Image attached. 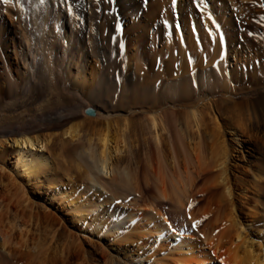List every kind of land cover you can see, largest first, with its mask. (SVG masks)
<instances>
[{
	"label": "rangeland",
	"instance_id": "rangeland-1",
	"mask_svg": "<svg viewBox=\"0 0 264 264\" xmlns=\"http://www.w3.org/2000/svg\"><path fill=\"white\" fill-rule=\"evenodd\" d=\"M182 1L148 0L145 4L144 0H115L110 4L108 0H102L96 5L95 0H75L74 15L69 16L63 6H57L59 0H45L38 10L40 17L57 12L77 22L79 33L70 52L87 59L81 86L75 83V69L72 74L65 71L64 56L60 53H54L55 68L51 75L40 74L37 81L29 80L22 61L20 33L23 29L33 30L31 0H14L9 5L0 2V136L61 134L68 124L81 128L82 139L79 142L53 137L52 175L42 180L44 184L39 191L34 186L26 187L37 207L32 213L23 209L21 214L26 220L33 215L29 230L32 236L35 234L33 238L38 237L36 239L41 245L50 246L54 252L60 251L71 233L87 246L100 239L86 226L90 218L79 222L74 208L52 199L54 182L59 190L73 185L78 194L96 201L101 206L98 217L106 222L115 212L124 213L131 204H142L152 198L153 187L144 182L140 186V198L124 192L119 173L128 166H138L139 172H143L150 144L140 127L146 115L154 109L168 113L182 109L181 104L173 106L170 103L169 95L172 93L169 92L172 91H165L163 85L167 79L182 81L193 102L204 97L201 108L212 106L213 112L229 128L233 121L243 119L241 115L247 103L254 104L264 96V20H261L264 17V7L261 6L264 0H258L262 14L252 21L245 17L252 0H204L209 4L208 8H204L202 3L197 8L199 0ZM209 13L216 24L209 18ZM76 15L81 17L80 21L75 19ZM118 25H123L122 33L117 31ZM205 29H209L211 36L205 35ZM254 34L260 39H254ZM38 39L34 40L35 48L39 46ZM219 69L222 74L218 73ZM203 70L209 71V81L201 82L200 75H197ZM223 85L231 90H224ZM232 96L238 107L230 109L228 106V109L226 103ZM89 107L108 117L90 119L84 116L83 112ZM59 118L61 121L57 123ZM105 119H108L113 135L123 137L121 154L114 157V166L119 172L114 181L104 183V190L88 191L81 175L85 168L78 154L86 138L108 124ZM251 124V133L254 131L252 135H256V141L252 135L251 139L250 136L242 137V148L235 158V177L240 176L242 180L251 179L252 172L264 168V121H251ZM229 140L237 147L232 137L229 136ZM204 180L206 178L199 182L200 190L190 208L191 216L211 202V196L203 186ZM4 182L7 184V179ZM3 189L0 187L1 194L5 192ZM249 195L253 196L252 193ZM159 210L183 235L203 232L213 219L212 214H206L201 223L193 227L190 215L185 218L172 204L161 203ZM254 226L264 230L260 221H256ZM110 240H114L115 248H127L120 239H110L108 235L101 238L107 244ZM0 257L3 258L2 254ZM120 264L127 263L121 260Z\"/></svg>",
	"mask_w": 264,
	"mask_h": 264
},
{
	"label": "bare ground",
	"instance_id": "bare-ground-1",
	"mask_svg": "<svg viewBox=\"0 0 264 264\" xmlns=\"http://www.w3.org/2000/svg\"><path fill=\"white\" fill-rule=\"evenodd\" d=\"M31 4L33 30L23 29L20 33L25 75L30 81H37L40 74L51 75L55 68L54 53H60L64 56L65 71L72 74L75 69V83L81 86L87 59L70 52L79 33L77 22L57 12L40 17L38 10L43 4L40 0H31ZM87 4L91 6L89 1ZM261 14L258 0H252L245 17L252 21ZM205 35L211 36L209 29ZM253 37L260 39L257 34ZM36 38H39V46L35 48ZM208 72L203 70L197 74L201 82L209 81ZM218 73L222 74V71ZM195 79H198L197 76ZM181 82L179 79H167L163 84L165 91H172L169 92L172 93L169 95L170 103L173 106L182 105L180 111L168 113L154 109L143 118L141 132L150 143L143 172H139L138 166H128L119 173L124 192L134 197H141L142 182L153 187L150 200L146 199L142 204L133 203L128 211L115 212L112 219L106 222L98 217L101 206L96 201L78 194L73 185L59 190L54 182L52 199L74 208L79 222L90 218L86 226L90 233L100 238L91 242L90 246L71 233L63 249L54 252L49 245H41L36 239L38 237L33 238L35 234L32 236L29 230L33 215L26 220L21 214L23 209L32 213L37 207L28 195L27 185L39 191L42 180L53 173V137L61 136L63 141L79 142L82 139L81 128L68 124L61 134L54 136L29 133L0 136V187L5 188L4 194L0 193V253L3 256L2 259L0 257V264H120L121 260L127 264H264V230L254 226L256 221L264 224V168L252 172L249 180H242L240 176L237 178L234 173L235 158L242 148L241 138L250 136L251 139L254 132L251 133V121H264V96L254 104L247 103L241 115L243 119L233 121L234 125L229 128L213 112L212 106L201 108L204 97L193 102ZM224 90L231 88L225 86ZM228 99L227 107H238L233 96ZM98 111L96 119L108 117ZM108 119H105L108 124L103 129L86 138L78 154L85 168L80 174L88 191L104 190V183L114 181L119 172L114 166V157L121 154L120 146L124 141L120 134L113 135ZM60 121L61 118L56 122ZM229 136L237 147L231 144ZM255 136L252 135L253 140ZM205 178V188H201L211 196V202L191 216L190 208L200 190L199 182ZM4 179H7V184ZM161 203L172 204L185 218L190 215L189 221L194 224L202 221L206 214H212L213 219L203 232L183 235L159 210ZM107 235L110 239L122 240L127 248H115L114 240L108 244L101 241Z\"/></svg>",
	"mask_w": 264,
	"mask_h": 264
},
{
	"label": "snow or ice",
	"instance_id": "snow-or-ice-1",
	"mask_svg": "<svg viewBox=\"0 0 264 264\" xmlns=\"http://www.w3.org/2000/svg\"><path fill=\"white\" fill-rule=\"evenodd\" d=\"M0 2H2L4 5H9V4H12L14 2V0H0ZM102 2V0H95V3L96 5H99L100 3ZM108 2L110 4H114L115 3V0H108ZM40 3L43 4L45 3V0H40ZM144 3L147 4L148 3V0H144ZM201 3L203 4V7L204 8H208L209 7V4L208 3H205L204 0H199V2L197 3V8H200L201 6ZM58 7L59 6H63L64 7V11L69 15V16H73L74 13H73V8L76 6L75 5V0H59L58 2ZM262 7H264V5H261ZM97 11H100L99 8L96 9ZM209 18L212 20V22L214 24H216V21H215V18L212 17L211 13H209ZM75 19L77 21H80L81 20V17L76 15L75 16ZM261 20H264V17L261 18ZM177 27H179L177 25ZM217 27H219V25L217 24ZM117 31L119 32H123V25H118L117 26ZM121 47H123V45H121ZM117 203H121V201H117ZM201 223V221H196V224L193 225V227H196L197 225H199ZM169 227H171V225H169ZM212 255H215V253H212Z\"/></svg>",
	"mask_w": 264,
	"mask_h": 264
},
{
	"label": "water",
	"instance_id": "water-1",
	"mask_svg": "<svg viewBox=\"0 0 264 264\" xmlns=\"http://www.w3.org/2000/svg\"><path fill=\"white\" fill-rule=\"evenodd\" d=\"M84 114L89 118H98L99 111L93 107H89L84 111Z\"/></svg>",
	"mask_w": 264,
	"mask_h": 264
}]
</instances>
